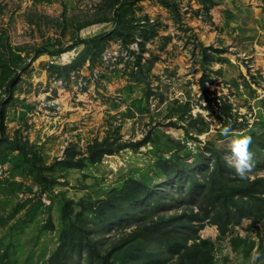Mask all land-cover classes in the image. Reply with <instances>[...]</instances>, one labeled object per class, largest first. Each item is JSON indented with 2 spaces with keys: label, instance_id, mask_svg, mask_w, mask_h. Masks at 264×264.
I'll return each mask as SVG.
<instances>
[{
  "label": "rangeland",
  "instance_id": "1",
  "mask_svg": "<svg viewBox=\"0 0 264 264\" xmlns=\"http://www.w3.org/2000/svg\"><path fill=\"white\" fill-rule=\"evenodd\" d=\"M203 1L207 3V0H175L179 11L176 17L159 0H142L136 4V14L148 16L158 29L157 35L146 42L140 61L145 67L147 59L153 58L154 62L138 80L132 76L137 71L135 59L140 49L137 42L124 45L119 40L107 41L93 65L85 61L68 73L59 67L69 63L81 45L58 56L37 57L21 73L11 97L0 90V99L7 98L4 125L10 139L28 141L36 157L50 164L62 158L70 145L83 153L89 142L101 139L108 130L121 139L135 140L147 131L159 129L186 143L190 153L181 152V155L191 163L199 142L165 123L168 106L173 99H179L190 101L192 113L199 112L205 117L210 132L221 128L211 113V110L218 112L217 107L206 108L207 101L199 88L201 45L223 49L218 56L227 59L209 63L211 81L205 85L232 104L231 126L235 125L232 130L264 136V0H217L218 4L210 10L204 8ZM99 2L0 0V47L6 43L20 46L22 54L30 53L28 61L32 47L46 43L67 45L73 37L110 30L112 21L76 30L85 21L106 14L112 16L111 10L101 9ZM58 22H64L65 28ZM63 31L65 34L61 35ZM57 37L60 41L53 40ZM52 63L57 67H52ZM198 139L204 141L205 134ZM230 139L228 136L222 140L224 155L229 151L226 141ZM150 148L149 145L137 151L125 148L105 156L98 164L87 162L83 169H55L52 174L59 183L53 186L54 193L62 191L74 201L83 198L94 202L102 199L114 184L131 176L142 178L147 174L154 180L157 174L151 165ZM12 153L15 155L16 150ZM251 153L255 168L250 176L264 175V155ZM21 169L20 162L12 155L0 162V220H5L4 225L0 224V252L6 249L14 264H42L56 240L55 231L45 232L42 226L49 214L56 223L57 214L55 205L47 208L49 197L39 195L37 185ZM29 186L31 190L27 189ZM156 186L163 191L160 212L172 214L184 207L178 186L167 181ZM168 194L173 195L169 203ZM39 199L41 203L36 204ZM32 204H36L33 209ZM141 208L145 215L150 211L147 204ZM12 212L13 216L8 218ZM248 223L244 219L233 229V234L245 235ZM117 232L116 226L108 231L100 228L96 237L106 246ZM199 235L215 239L216 227L206 225ZM215 243L217 264H253V254L247 258L236 254L228 237Z\"/></svg>",
  "mask_w": 264,
  "mask_h": 264
},
{
  "label": "trees",
  "instance_id": "2",
  "mask_svg": "<svg viewBox=\"0 0 264 264\" xmlns=\"http://www.w3.org/2000/svg\"><path fill=\"white\" fill-rule=\"evenodd\" d=\"M140 1L142 0H100L101 9L111 10L112 16L104 14L98 19L85 21L78 24L76 30L90 24L112 21L113 27L110 30L87 37H73L72 42L67 45L53 46L46 43L32 47V55L28 61L30 53L22 54V47L2 44L1 92L11 97L21 73L42 54L54 57L81 45L76 56L59 67L68 73L85 61L93 65L101 56L106 42L115 40L124 45L137 42L140 47L135 59L137 71L132 76L136 80L143 77L154 62L153 58L147 59L146 67L140 62L146 51L145 44L157 35L158 29L157 24L150 21L148 16L136 14L135 6ZM159 3L174 17L179 15L175 0H159ZM202 4L206 10H210L218 1L207 0V3L203 1ZM58 25L65 28L64 22H58ZM64 34L65 31L61 35ZM57 38L53 40L60 41V37ZM222 52L223 49H210L209 46L201 45L202 74L198 80L201 93L207 101L206 108L216 106L218 109V112L211 110V113L219 120L221 128L210 132L205 117L199 112L196 115L192 113L193 107L189 100L173 99L168 106V121L165 125L179 128L185 136L199 142L192 154L191 163L181 155V152L190 153L184 141L155 129L135 140L121 139L108 130L101 139L95 138L89 142L83 153H78L75 146L70 145L62 158L45 164L36 157L33 145L28 141L10 139L4 125L7 98L0 99V162L12 155L20 162L21 172L37 185L39 195L46 194L49 197L47 208L55 205L57 222L49 214L42 230L55 231L56 240L48 257L44 258L42 253V264H217L215 242L226 237L236 254L247 258L253 253H259L260 258L256 263L264 264V175L257 174L241 180L226 164L222 146L225 136L221 134V129L232 125V104L205 85L211 81L209 63L227 60L218 56ZM51 66L57 67L53 63ZM148 96L149 93L146 92V98ZM220 113L225 117H221ZM231 127L235 129V125ZM192 128L194 131H191ZM202 134H205L204 141L198 139ZM250 136V152L264 155V136ZM146 145L151 147V165L157 174L154 180L147 174L142 178L131 176L114 184L102 199L94 202L83 198L74 201L62 191L54 193L53 186L59 183L52 174L55 169H83L87 162L98 164L105 156L122 149L137 151ZM14 150L15 155L12 153ZM163 181L179 187L184 203L179 212H160L163 191L156 185ZM27 189L31 190V187ZM168 196L169 203L173 195ZM38 203H41L40 199L36 204ZM36 204H32L31 209ZM142 204H147L150 210L147 215L143 213ZM13 214L14 212L8 214V218ZM244 219L249 220L245 228L246 234H233V229ZM4 222L1 218L0 224L4 225ZM206 225L216 227L215 239L199 235V231ZM112 226H116L118 232L109 240V244L101 245L96 237L98 230L101 228L108 231ZM224 260L227 261L226 258ZM0 264H14L6 249L0 252Z\"/></svg>",
  "mask_w": 264,
  "mask_h": 264
},
{
  "label": "clouds",
  "instance_id": "3",
  "mask_svg": "<svg viewBox=\"0 0 264 264\" xmlns=\"http://www.w3.org/2000/svg\"><path fill=\"white\" fill-rule=\"evenodd\" d=\"M209 118L210 114H207ZM221 134L225 137L231 136L232 139L227 141L228 153L223 157L226 164L234 170L236 176L241 180L250 178V174L255 168L253 154L250 152L252 137L240 132H234L231 124L221 129ZM260 258L259 253H253L251 260L253 264Z\"/></svg>",
  "mask_w": 264,
  "mask_h": 264
},
{
  "label": "crops",
  "instance_id": "4",
  "mask_svg": "<svg viewBox=\"0 0 264 264\" xmlns=\"http://www.w3.org/2000/svg\"><path fill=\"white\" fill-rule=\"evenodd\" d=\"M226 144H227V141H226Z\"/></svg>",
  "mask_w": 264,
  "mask_h": 264
}]
</instances>
